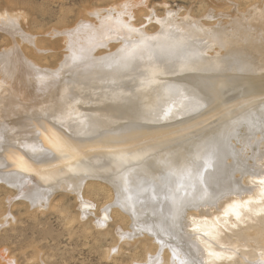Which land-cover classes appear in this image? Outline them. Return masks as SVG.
<instances>
[{"label": "bare ground", "instance_id": "obj_1", "mask_svg": "<svg viewBox=\"0 0 264 264\" xmlns=\"http://www.w3.org/2000/svg\"><path fill=\"white\" fill-rule=\"evenodd\" d=\"M162 2L164 14L150 0L87 9L53 32L66 51L50 68L35 59L56 51L20 35L18 17L0 15L14 44L0 51L3 217L15 200L27 211L52 209L65 193L100 231L117 223L118 241L157 242L158 253L136 264L164 263L168 252L172 264H264V0H194L206 7L200 16ZM208 152L204 183L173 224L164 194L178 176L170 172L202 169ZM9 156L31 171H17ZM90 194L109 199L98 208ZM233 204L239 219L224 215Z\"/></svg>", "mask_w": 264, "mask_h": 264}, {"label": "rangeland", "instance_id": "obj_2", "mask_svg": "<svg viewBox=\"0 0 264 264\" xmlns=\"http://www.w3.org/2000/svg\"><path fill=\"white\" fill-rule=\"evenodd\" d=\"M120 1L122 0H0V15L10 14L18 17L19 24L23 25V31L18 28L20 35L38 36L42 48L57 52H53L52 56L47 58L35 59L37 64L50 68L57 66L62 54L66 51L63 48V42L60 41L62 37L56 35L58 31L75 25L87 9L89 11L98 6L106 7ZM165 1L172 9H175L174 11L192 9L196 16L203 14L206 8L201 3L194 4V0ZM158 2L163 6L162 0H150L151 8H153L152 5L157 6V12L164 14ZM24 17L27 19L24 20ZM51 34L53 37L50 36ZM17 40L25 47L29 46L21 37ZM5 48H14L13 40L0 31V51L2 52ZM7 193L8 188L1 186L0 223L4 222V224L0 228V253L7 255L14 264H136L144 263L148 260L150 253L157 252V242L154 243L149 237L148 240L144 239L143 235L138 237L142 240L138 244H133L134 239H128L125 243L120 240L119 242L118 235H114L120 227L117 223L108 225L107 231L111 230L110 234L100 231L93 217L90 218L89 223L82 218L83 213L77 205L79 200L65 193L59 195L56 200L59 205L52 209L31 207L27 211L25 206H21V200H15L10 205V212L7 213L11 215L5 221L3 215L8 210L7 197L10 195ZM93 196L86 195L90 201L96 203L98 208L109 199L106 195ZM121 226L127 229L128 224ZM192 241L195 240L192 239ZM170 253H166L165 262L159 264H172L169 261ZM0 264L4 263L0 260Z\"/></svg>", "mask_w": 264, "mask_h": 264}, {"label": "snow or ice", "instance_id": "obj_3", "mask_svg": "<svg viewBox=\"0 0 264 264\" xmlns=\"http://www.w3.org/2000/svg\"><path fill=\"white\" fill-rule=\"evenodd\" d=\"M52 147L57 149L61 148V143L58 138H53L51 141ZM119 159V158H118ZM9 160L16 164L17 171L20 172H29L31 171L30 165L23 158L20 157L18 159H14L12 156H9ZM213 163V154L208 152L203 157V168H199L192 165H187L182 169L173 168L170 172L171 175L178 176V183L175 188L169 186L167 187V191L164 194V199L170 202V219L173 224L175 220L180 216L185 207L192 203L194 196L193 193L196 190L197 183L203 185L204 183V172L207 171L208 168L212 166ZM124 188L123 193L126 201V205L130 207H135L137 200L132 195V190L128 187L127 178H123ZM206 189L204 190L202 195H206ZM155 198V197H154ZM241 206L239 204L229 205V207L225 210L224 215H235L237 219L240 218L239 208ZM163 211V209H161ZM163 231V229H162ZM207 235V233H205ZM209 255H212L210 252ZM180 264H185L183 260L180 261Z\"/></svg>", "mask_w": 264, "mask_h": 264}]
</instances>
